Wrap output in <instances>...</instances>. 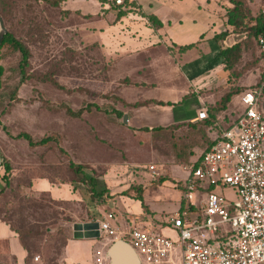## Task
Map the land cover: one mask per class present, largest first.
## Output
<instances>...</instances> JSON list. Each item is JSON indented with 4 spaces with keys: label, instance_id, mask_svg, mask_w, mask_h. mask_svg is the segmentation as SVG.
<instances>
[{
    "label": "crops",
    "instance_id": "crops-1",
    "mask_svg": "<svg viewBox=\"0 0 264 264\" xmlns=\"http://www.w3.org/2000/svg\"><path fill=\"white\" fill-rule=\"evenodd\" d=\"M61 3L59 16L63 27L72 29L79 44H93L100 53L97 74L101 75V80L97 81V97L108 95L111 108L105 109L98 101L93 106L97 109L98 126L97 149L90 151L91 154L81 152L79 143L72 151L60 146L57 149L62 161L67 163L72 159L80 166H76L71 178L56 181L52 174L32 175L23 184L24 193H41L52 201L85 205L91 198L85 192L81 171L94 167L99 171L93 179L95 198L99 196L101 202L104 201L99 211L98 205L95 206L97 215H103L114 200L118 215L141 218L136 226L154 229L153 219L164 220L183 206V179L190 166L197 163L200 154L227 126L220 123L223 113L228 114L233 97H239L244 91L233 93L223 108H218L221 96L228 91L224 89L229 84L238 85L241 75L229 79L219 51L244 34L233 40L234 35L241 33L232 32L226 23L225 12L230 7L226 0H123L119 5L107 0H63ZM148 15L160 23L159 27L147 20ZM223 31L226 35L215 41V36ZM256 56L259 58L258 51ZM235 85L232 87L238 88ZM210 93L218 94L210 97ZM91 107L85 105L71 110L62 102V117L67 122L71 115L66 109L80 110V116L90 112ZM200 108L206 110L203 119L196 117ZM123 115L126 116L124 123ZM163 134L173 141L166 144ZM125 141L130 142L129 148L124 147ZM114 143L121 146L120 150L114 148ZM162 147L169 148L172 159L166 158ZM156 148L160 149L159 153ZM179 149L187 160L194 156V162L182 160L181 172L173 167L177 160L173 155ZM152 163L162 168L173 182L165 178L157 184L149 182L153 177L149 178L146 166ZM10 175H14L12 167ZM165 181L166 186L169 184L176 189L173 199L160 203L164 196L158 194L159 191L155 200L150 199L149 194L145 196L147 185L151 187L153 183L154 189L159 190ZM2 187L0 181V189ZM137 193L144 207L136 199ZM164 226L154 230L170 234ZM94 246V238L70 235L53 264H87ZM25 257L26 251L16 233L0 220V264H25ZM30 263L43 264L38 257Z\"/></svg>",
    "mask_w": 264,
    "mask_h": 264
},
{
    "label": "rangeland",
    "instance_id": "rangeland-1",
    "mask_svg": "<svg viewBox=\"0 0 264 264\" xmlns=\"http://www.w3.org/2000/svg\"><path fill=\"white\" fill-rule=\"evenodd\" d=\"M245 3L250 16L264 12V0H245ZM61 4L53 6L45 0H0V16L6 32L22 42L29 51L28 65L25 70L26 78L14 90L20 78L18 70L20 54L7 46H3L0 50V158L8 160L14 172L10 188H5V192L0 195V215L4 212L11 224H15L17 215H20L24 219L25 228L36 232L43 230L42 234L29 238V244L34 246L31 249L30 260L38 257L43 264H53V260L60 255L62 249L60 243L71 235L72 223L100 219L101 215H97L99 214L98 208L104 201L101 202L99 196L95 198L96 194H91L92 185L84 175L87 173L94 179L97 178L99 171L94 167L81 171L84 178L82 181L86 186L85 192L91 198L90 202H85L87 205L52 201L41 193L30 195L24 193L23 184L32 175L52 174V178L56 181L69 179L68 176L71 178L77 165L72 159H69L67 163L62 161L57 149L63 147L67 151H72L79 143L82 148L81 152L91 154L92 150L97 149L98 126L97 109L93 106L97 105L98 101L105 109L111 108L108 95L97 97V81L101 80V75L97 74V67L101 65L100 53L92 47L93 44H79L75 40V33L72 29L63 27L60 21L62 18L59 16L62 14ZM70 21L73 22L72 19ZM256 54L254 44H246L235 65V70L243 68L238 85L228 83L229 85L224 90H230L235 85L239 88L238 94L258 82L262 68L257 61ZM43 74L50 75L54 84L37 79ZM209 95L210 97L216 96L215 93ZM62 102L67 103L71 110L83 108L85 105L92 107L90 112H84L76 118L70 116L65 122L62 117L64 114ZM48 104L50 107L47 106ZM262 107L264 109V100ZM241 109L242 104L239 97L234 96L228 114L223 113V117L221 116L223 119H219H222L221 125H228ZM19 132L27 133L32 140H38L42 136H50L51 139L44 145L33 148L29 147L24 139L14 137ZM162 137L166 144L173 141L171 139L169 141L167 134H163ZM125 143L124 147L131 146L129 141ZM113 146L120 150L121 146L117 147V143ZM155 151L159 153L160 149ZM162 151L166 158L172 159L173 153L169 148L164 147ZM173 156H177L173 166L175 171L181 172L182 160L188 163L194 162V156H190L191 158L187 160L181 149L174 152ZM153 167L157 175L153 176L152 180L149 179V182L157 184L164 178L173 182L168 174L162 171V168L155 164ZM146 170L148 171L147 166ZM0 172L2 174V171ZM166 183L168 182H163L164 186L159 187V190L154 189L155 185L150 183L151 187L147 185L145 196L149 194V198L155 200L156 192L159 191L158 194L164 196L160 203L173 199L176 189L169 184L166 186ZM129 189L131 190V187ZM216 191L228 198L233 197V191L230 188L216 189ZM133 193L135 194V191ZM111 202H113L109 203L111 207L107 206L105 210L113 212L117 224L136 226V223L140 222L141 218L129 219V217L118 215L114 200ZM97 205L98 211L95 207ZM161 217L165 216L161 215ZM166 219H153L152 227L161 228ZM218 229L224 232L228 226L220 224ZM99 239L94 238L95 246L92 254L100 247Z\"/></svg>",
    "mask_w": 264,
    "mask_h": 264
},
{
    "label": "built area",
    "instance_id": "built-area-1",
    "mask_svg": "<svg viewBox=\"0 0 264 264\" xmlns=\"http://www.w3.org/2000/svg\"><path fill=\"white\" fill-rule=\"evenodd\" d=\"M255 40L260 79L240 94L241 111L190 166L181 183L184 204L165 220L170 234L119 225L108 210L95 220L100 247L87 264H111L107 248L114 241L127 244L138 264H264V31ZM196 117L205 118L206 110ZM147 169L157 175L153 165ZM220 224L228 229L221 232Z\"/></svg>",
    "mask_w": 264,
    "mask_h": 264
},
{
    "label": "trees",
    "instance_id": "trees-1",
    "mask_svg": "<svg viewBox=\"0 0 264 264\" xmlns=\"http://www.w3.org/2000/svg\"><path fill=\"white\" fill-rule=\"evenodd\" d=\"M47 3L53 5V6H59L63 0H45ZM104 1V0H100ZM230 7L226 8L225 17H226V23L231 27V31L234 33H243L244 37L239 39L234 44L222 48L219 53L222 58V62L224 63L225 68L228 70V77L229 79H235L241 72L243 68H240L238 70H235V65L238 63V60L241 57V54L243 53V48L246 46V44H254L256 46V40L255 36L257 33L264 31V13H258L256 16H250V13L247 9L245 0H226ZM147 20H149L152 24L159 27L160 23L152 16L148 15L146 16ZM226 35V31L221 32L216 38H223ZM3 46H7L12 50H16L20 54V59L18 62V70L20 78L17 82V84L14 86V90L17 89V87L24 81L26 78L25 70L28 65V58H29V51L28 48L20 41L12 37V35L8 32H5L0 40V50ZM188 46H185L186 48ZM260 58H257V61L259 64L261 63L259 60ZM262 68V66H261ZM0 74H1V67H0ZM262 74H259V79ZM41 82L48 81L51 84H54L53 80L51 79L50 75H39L37 77ZM259 81V80H258ZM239 91L238 88H232L228 91H226L219 100V109H222L224 104L228 102L230 96L233 93H237ZM264 100V97H263ZM262 100V102H263ZM88 106V105H86ZM97 108V106H95ZM217 108V109H218ZM67 113H69L71 116H79L80 110L77 112H72L69 109L65 110ZM15 138H22L25 140L27 145L29 147H35L38 145H44L47 141L51 139L50 136H42L38 140H32V138L25 132H19L18 134L14 135ZM0 164L2 165L3 173L0 174V180L3 182V187L0 189V195L4 192L5 188H10V184L13 183V178L10 175L11 166L8 162V160L4 158H0ZM78 168L80 166H77ZM87 181L91 183L90 191L91 194H97L94 190V182L93 178L89 177L87 178ZM136 199L140 201L141 207H144L140 194L137 193ZM0 220L4 221L9 225V227L16 233L18 241L20 245L23 247V249L26 251V257H25V264H31L30 258H31V249L33 247L29 244V238L31 239L35 235L42 234L43 230H39V232L31 231L30 228H25L23 225L24 219L20 215H17L15 219V224H11L9 221V217H6L5 213L2 212V215H0ZM66 239V238H65ZM65 239L60 243L61 246L64 245Z\"/></svg>",
    "mask_w": 264,
    "mask_h": 264
},
{
    "label": "water",
    "instance_id": "water-1",
    "mask_svg": "<svg viewBox=\"0 0 264 264\" xmlns=\"http://www.w3.org/2000/svg\"><path fill=\"white\" fill-rule=\"evenodd\" d=\"M6 32L3 20L0 16V40L3 34ZM243 34H237L233 36V40L241 38ZM126 116H122V122L124 123ZM96 221L88 222H74L71 225V235L73 238H96L98 236ZM107 254L110 258L111 264H138L133 252L127 244L121 241L112 242L107 248Z\"/></svg>",
    "mask_w": 264,
    "mask_h": 264
}]
</instances>
